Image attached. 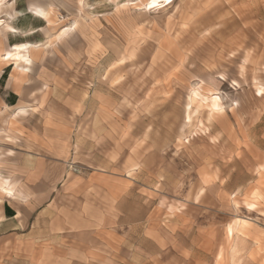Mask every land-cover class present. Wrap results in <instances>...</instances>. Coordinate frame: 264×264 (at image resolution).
<instances>
[{
  "label": "crops",
  "instance_id": "obj_1",
  "mask_svg": "<svg viewBox=\"0 0 264 264\" xmlns=\"http://www.w3.org/2000/svg\"><path fill=\"white\" fill-rule=\"evenodd\" d=\"M123 11L9 45L37 47L29 71L0 66L12 69L5 91L17 97L0 99V140L9 138L10 152L0 158V242H9L0 264H173L174 250L205 245L198 216L158 190L171 183L173 165L157 152H172L174 141L189 140V126L225 112L224 76L186 85L173 68V34L150 11H132L131 21ZM193 90L219 95L224 111L192 102Z\"/></svg>",
  "mask_w": 264,
  "mask_h": 264
},
{
  "label": "rangeland",
  "instance_id": "obj_2",
  "mask_svg": "<svg viewBox=\"0 0 264 264\" xmlns=\"http://www.w3.org/2000/svg\"><path fill=\"white\" fill-rule=\"evenodd\" d=\"M146 1L0 0V66L13 61L18 70H30L31 50L37 46H9L14 43L47 41L64 26L60 36L77 21L113 18L121 9L128 21L133 20L132 11H150L152 21L167 28V35L173 34L177 42L173 68L180 80L190 86L193 81H218V75L225 79L220 80L225 112L213 124L202 120L207 116L202 113L205 124L189 126L188 141H174L172 152H157L167 155L166 164L173 165L168 174L171 183L166 188L158 185V190L183 203L205 226V245L198 252L191 251L197 249L192 244L183 256L174 250L170 260L173 264H264V0H175L153 10H147ZM39 5L52 6L51 22L35 15ZM146 37L140 35L144 53L148 46L141 44ZM10 71L5 68L0 73V99L6 103L17 100L5 91L4 76ZM192 97L209 100L212 112L224 111L219 95L208 98L193 90ZM190 107L191 103L189 120ZM4 140H0V158L10 153L9 138ZM136 149L147 152L149 147L138 142ZM157 163L164 160L157 157ZM164 177L158 174V182ZM228 225L229 235L234 233L231 238ZM219 247L229 251L217 252ZM8 259L7 251L0 253V260Z\"/></svg>",
  "mask_w": 264,
  "mask_h": 264
},
{
  "label": "bare ground",
  "instance_id": "obj_3",
  "mask_svg": "<svg viewBox=\"0 0 264 264\" xmlns=\"http://www.w3.org/2000/svg\"><path fill=\"white\" fill-rule=\"evenodd\" d=\"M175 0H147L146 1V4L144 5L147 10H153V9H156V8H159L161 6H166V5H170L174 2ZM133 5V4H132ZM138 5V4H137ZM150 5H152L150 7ZM137 7V6H136ZM35 12V15L44 19V20H47L48 22H51L50 21V18L53 14V8L52 6H36L34 8V11ZM71 26V25H70ZM34 49V47H32ZM19 47H15L14 50H18ZM14 54V53H13ZM7 58V57H5ZM5 58L1 59V61H3ZM26 63V62H25ZM29 69H23L21 70L22 72H27ZM261 96V95H260ZM195 97V96H193ZM193 97L191 99H193ZM217 98V97H216ZM215 98V99H216ZM195 99H198V98H195ZM214 99V98H213ZM194 100V99H193ZM217 101V100H216ZM216 107V106H215ZM218 111V110H217ZM221 112V110H219Z\"/></svg>",
  "mask_w": 264,
  "mask_h": 264
},
{
  "label": "trees",
  "instance_id": "obj_4",
  "mask_svg": "<svg viewBox=\"0 0 264 264\" xmlns=\"http://www.w3.org/2000/svg\"><path fill=\"white\" fill-rule=\"evenodd\" d=\"M4 77L6 78V74H5V76H4ZM12 102H13V103H15V100H13ZM8 213H9V210H8ZM10 214H11V215H14V213H13V212H10Z\"/></svg>",
  "mask_w": 264,
  "mask_h": 264
},
{
  "label": "snow or ice",
  "instance_id": "obj_5",
  "mask_svg": "<svg viewBox=\"0 0 264 264\" xmlns=\"http://www.w3.org/2000/svg\"><path fill=\"white\" fill-rule=\"evenodd\" d=\"M152 5H150V7H151Z\"/></svg>",
  "mask_w": 264,
  "mask_h": 264
}]
</instances>
